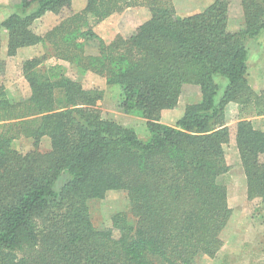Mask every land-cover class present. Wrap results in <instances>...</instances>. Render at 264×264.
<instances>
[{
	"label": "trees",
	"instance_id": "trees-1",
	"mask_svg": "<svg viewBox=\"0 0 264 264\" xmlns=\"http://www.w3.org/2000/svg\"><path fill=\"white\" fill-rule=\"evenodd\" d=\"M131 5L147 7L150 18L127 36L106 42L86 27L90 16ZM240 5L236 31L228 27L229 0L185 16L170 0H85L43 35L33 22L45 12H70L72 0H20L0 20L7 56L36 44L50 48L21 63L27 97H10L0 82V264H192L198 255L214 257L232 213L220 181L230 169L224 145L231 139L246 197L258 199L253 211L264 222V131L247 119L264 115V89L256 92L247 80L246 46L264 28V0ZM89 42L96 54L86 53ZM48 57L118 85V108L144 118L148 136L104 118L96 106L102 90L84 87L62 64L45 66ZM4 67L0 56V75ZM216 76L225 78L223 88ZM186 83L199 87L200 100L186 104L173 125L161 122ZM230 102L238 120L227 125ZM43 136L47 151L38 148ZM19 137L30 138L32 149L14 148ZM63 172L69 178L56 189ZM117 190L126 192L128 211L97 229L88 201Z\"/></svg>",
	"mask_w": 264,
	"mask_h": 264
},
{
	"label": "rangeland",
	"instance_id": "rangeland-1",
	"mask_svg": "<svg viewBox=\"0 0 264 264\" xmlns=\"http://www.w3.org/2000/svg\"><path fill=\"white\" fill-rule=\"evenodd\" d=\"M214 0H170L175 12L179 16L189 15L202 11ZM20 0H0V20L7 16L16 8ZM85 5V0H72V10L61 14L47 16L41 21L33 22L32 29L37 30L38 27H55L60 24L62 18L66 15L80 12ZM142 6L131 5L127 7ZM127 7L110 12L103 18L89 17L86 27H91L106 42L111 41L118 35L117 26L119 23L120 12ZM243 26V14L240 0H229V24L228 27L233 30H239ZM50 30V29H49ZM47 30V31H49ZM46 33V32H45ZM120 35V34H119ZM123 36V35H122ZM1 43L6 45V31L0 32ZM95 42L87 46L86 53L94 51ZM249 54V76L254 85H264V28L254 38L246 40ZM37 47V48H36ZM96 47V46H95ZM32 49V50H30ZM29 50L37 54L44 51H50V48L44 46H34ZM29 52L28 54H31ZM6 54V52H5ZM2 52V59L5 62L3 73L0 75V82L4 84L9 95L14 99L27 97L30 93L27 82L21 75L20 57L11 58ZM23 56V55H22ZM53 58V57H52ZM51 61V60H50ZM46 66V62H44ZM48 65V64H47ZM75 66L69 64L66 74L74 79L79 80L86 88L98 87L102 90V98L96 101V106L101 110L104 118L113 119L124 126L134 129L139 138L148 136L146 128V120L140 116L126 114L117 106L120 88L118 85H108L105 78L91 71L79 73ZM216 79L223 85L225 78L216 76ZM248 80V79H247ZM26 82V83H25ZM249 82V80H248ZM185 87H192V90H182L180 93L175 110L172 115L164 116L166 123L173 125L189 102H194L196 93L193 91L195 84H184ZM183 85V86H184ZM223 88V86H222ZM200 90V89H199ZM222 89L219 90L217 98L221 95ZM235 115V114H232ZM251 116V115H250ZM248 117V116H247ZM238 118V115L236 117ZM233 124V123H232ZM231 124V125H232ZM32 140L26 137H19L13 140V146L19 151L25 152L32 149ZM39 150H49V140L41 139ZM225 161L230 169L224 175L220 176V181L227 187V199L229 207L232 210L231 216L222 229L220 236L223 245L214 257L206 255H198L192 264H264L263 253V236L264 222L258 212H254L253 208L258 202L257 198L247 199L246 186L244 184L245 177L241 167L240 158L234 141L231 139L224 145ZM264 158V157H263ZM69 178L67 172H63L57 179L55 188L59 189L63 183ZM128 197L125 191H109L103 199H92L88 201L89 213L93 225L97 229H103L110 226V218L118 211H128ZM133 220L130 217V220Z\"/></svg>",
	"mask_w": 264,
	"mask_h": 264
},
{
	"label": "crops",
	"instance_id": "crops-1",
	"mask_svg": "<svg viewBox=\"0 0 264 264\" xmlns=\"http://www.w3.org/2000/svg\"><path fill=\"white\" fill-rule=\"evenodd\" d=\"M51 15H54V13H52V12H45L41 17H39L38 19H36L34 22H36L37 20L38 21H41L44 18H46L47 16L49 17ZM149 18H150V12H149V10H148L147 7H145V6L127 7V8H125L124 10H122L120 12L119 23H118V26L116 28L117 33H119L120 35H123V36H127L130 33H132L134 31V29L139 24H141L142 22L146 21ZM49 29H51V27H38V29L37 30L35 29L34 31L36 33H38V34L43 35ZM6 40H7V38H6ZM89 44H91V42H89V43H87V45H85V51H87V46L89 47ZM34 46H42V45L41 44H36V45H33V46L21 47V48H19L17 50V52H16V54L14 56H10V57L11 58H15L17 56L20 57V58L22 57L20 59V61H23L25 59H28V58L37 56L38 55L37 54L38 52L32 53L30 51L32 49L29 50V48H32ZM95 46H94V48H95L94 51L93 52H90L91 54H96L97 53V45L95 44ZM247 48H248V46H247ZM2 52H4V54H5V52H6V45L3 47L2 46V43H1L0 44V56H1V58L3 57L1 55ZM29 52H31V54H28ZM44 62H46V65L47 64L50 65V64H54V63L62 64L63 67L65 68V70L67 69V66L69 65V62L68 61L61 60V59H56L55 57H53V58L52 57H48ZM247 66H248V69H247V79L249 80L250 86L256 92L261 91L262 89H264V85L263 86L254 85L253 84L254 82L251 81V78L249 76V74H250L249 73V54H248V58H247ZM105 82H106V80H105ZM222 86H223V84H222ZM194 88L195 89H193V91L197 94L194 102H197V101L200 100V90H199V87L198 86L197 87L195 86ZM189 89L192 90V87H185V85L182 86V90H184V91L185 90H189ZM182 90H181V92H182ZM6 91H7V88H6ZM7 93H8V91H7ZM9 96L11 97V95H9ZM189 103H191V102H189ZM173 110H175V108H173V109H163L161 111V113H160V121L163 122V123H165V124H168V123H166L167 121H165L164 116L172 115V111ZM225 110H226L225 111L226 112V124L227 125H231L232 123H235L238 120V118H232V117H236V115L238 113L237 104L236 103H233V102H230V103H228L226 105ZM232 114H235V115H232ZM247 119H249L252 122V124H253V126L255 128H258V129L264 131V115H251V116H248ZM42 138H44L46 140H49V138L47 136H43ZM244 184L246 186V183L245 182H244ZM227 201H228V199H227Z\"/></svg>",
	"mask_w": 264,
	"mask_h": 264
}]
</instances>
